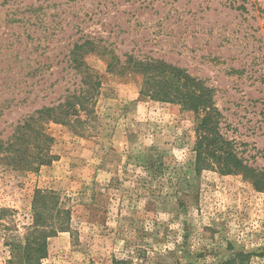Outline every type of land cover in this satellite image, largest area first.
<instances>
[{"label":"rangeland","instance_id":"374dc122","mask_svg":"<svg viewBox=\"0 0 264 264\" xmlns=\"http://www.w3.org/2000/svg\"><path fill=\"white\" fill-rule=\"evenodd\" d=\"M87 39L203 79L223 133L264 169V0H0V138L80 88L70 51ZM85 58L102 80L88 121L50 122L57 159L38 171L0 163V264L32 222L36 189L57 190L72 216L43 264H219L233 249L262 252L264 192L239 174L195 173V114L142 97V76L109 72V54Z\"/></svg>","mask_w":264,"mask_h":264},{"label":"trees","instance_id":"16d2710c","mask_svg":"<svg viewBox=\"0 0 264 264\" xmlns=\"http://www.w3.org/2000/svg\"><path fill=\"white\" fill-rule=\"evenodd\" d=\"M92 51L110 55L107 69L111 73L141 75L142 97L177 104L195 114V173L213 170L222 175L239 174L257 191L264 192V169L249 164L239 152L236 141L222 131L224 116L216 105L213 87L186 68L165 59L139 58L133 53H125L122 59L115 51L91 39L76 43L70 51L72 67L81 73L80 88L63 102L36 109L15 126L7 139L0 138L1 164L16 170L38 171L57 159L51 150L55 137L48 132L47 125L54 122L76 130L88 121L102 85L100 75L92 71L85 58ZM8 211L0 208V217ZM71 219V208L57 190L36 189L32 222L23 236L8 243L11 249L8 264H43L48 256L49 239L60 232H72ZM255 255L263 256L264 249L260 253L233 249L219 264H251ZM116 263L129 264V261L116 260Z\"/></svg>","mask_w":264,"mask_h":264}]
</instances>
